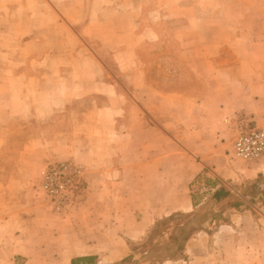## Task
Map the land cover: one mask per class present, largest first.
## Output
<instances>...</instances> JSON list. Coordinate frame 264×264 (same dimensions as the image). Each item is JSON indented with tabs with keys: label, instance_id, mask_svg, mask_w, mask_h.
<instances>
[{
	"label": "crops",
	"instance_id": "0c3cea01",
	"mask_svg": "<svg viewBox=\"0 0 264 264\" xmlns=\"http://www.w3.org/2000/svg\"><path fill=\"white\" fill-rule=\"evenodd\" d=\"M260 118L264 0H0V264H114L177 212L163 264H264V195L239 188L264 155L231 131ZM57 160L87 181L64 213L36 194Z\"/></svg>",
	"mask_w": 264,
	"mask_h": 264
},
{
	"label": "rangeland",
	"instance_id": "374dc122",
	"mask_svg": "<svg viewBox=\"0 0 264 264\" xmlns=\"http://www.w3.org/2000/svg\"><path fill=\"white\" fill-rule=\"evenodd\" d=\"M10 1V0H8ZM15 13V12H14ZM93 47H96L94 43H91ZM106 59H109L107 55ZM248 127H260L264 128V118L255 120V122L249 123L244 122L238 125H232L231 131L233 132L232 137H236L242 130ZM236 138L232 139L233 141ZM230 148L226 149V152L230 155ZM35 163V160L33 161ZM41 172V171H40ZM41 177L39 176V181ZM204 180L201 179L200 182H195L193 186V193L195 197L198 199L200 194L199 192V184L203 183ZM262 183H264V177L260 176L255 181H250L243 183L239 188L243 194H249L255 197L253 202H258L260 197L264 194V189H262ZM40 182L36 185L38 188L36 194L43 200L44 206H46L44 193L40 191ZM126 188V187H125ZM210 191V190H209ZM209 191H204V196H206V202L203 206L204 209H209L211 206L215 207L213 192L209 194ZM234 201L224 202L222 204V208H226L233 205ZM78 207V206H77ZM203 210V209H202ZM202 210H199L200 212ZM194 212L192 213H181L177 212L176 216L173 217H164L157 221L151 230L149 231L148 235L143 241L139 243L132 244L133 253L131 256L122 264H163L167 261L168 258H177L181 255L180 253V246L185 244L186 239L192 234L194 231V222L195 217L193 216Z\"/></svg>",
	"mask_w": 264,
	"mask_h": 264
},
{
	"label": "built area",
	"instance_id": "2783aa9c",
	"mask_svg": "<svg viewBox=\"0 0 264 264\" xmlns=\"http://www.w3.org/2000/svg\"><path fill=\"white\" fill-rule=\"evenodd\" d=\"M250 123V122H249ZM264 155V128L248 127L236 137L232 156L254 161ZM40 188L57 213L75 207L86 193L85 167L73 160L49 161L40 172Z\"/></svg>",
	"mask_w": 264,
	"mask_h": 264
},
{
	"label": "trees",
	"instance_id": "16d2710c",
	"mask_svg": "<svg viewBox=\"0 0 264 264\" xmlns=\"http://www.w3.org/2000/svg\"><path fill=\"white\" fill-rule=\"evenodd\" d=\"M173 216H176V213L170 215V217H173ZM183 247L184 245H181L180 246V253L182 254V251H183ZM170 259V258H168ZM127 259L123 260V261H120V262H117V263H114V264H122L123 262H125ZM72 264H77L76 260H72Z\"/></svg>",
	"mask_w": 264,
	"mask_h": 264
}]
</instances>
